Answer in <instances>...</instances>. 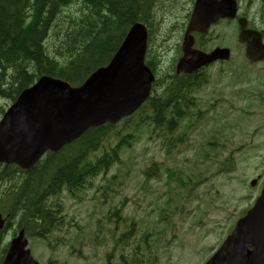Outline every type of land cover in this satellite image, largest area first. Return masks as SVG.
Returning a JSON list of instances; mask_svg holds the SVG:
<instances>
[{
  "label": "rangeland",
  "instance_id": "rangeland-1",
  "mask_svg": "<svg viewBox=\"0 0 264 264\" xmlns=\"http://www.w3.org/2000/svg\"><path fill=\"white\" fill-rule=\"evenodd\" d=\"M181 7L174 17L166 18L162 31L184 20L187 9ZM73 11L69 7L65 13L69 16ZM179 39L172 36L170 44ZM151 44L159 59L157 36ZM47 45L52 53L53 46ZM170 58L166 54L164 61ZM236 66L249 67L243 62ZM10 105L11 101L0 99L4 110L0 120ZM240 108L236 101L226 112L214 109L179 142L170 143V133L163 128L137 130L134 142L122 149V164L94 178L92 187L88 182L77 191L78 198L66 190L50 198L62 206L63 223L49 240L28 237L34 257L44 264H204L260 193L250 187V180L264 174V120L246 118ZM255 108L264 112L262 106ZM215 138L225 146L210 143ZM117 141L115 134L110 135L106 145ZM248 144L260 147L240 148ZM231 154L238 160L236 170L219 172L221 162ZM150 166L153 171L147 175ZM116 206L122 213L113 216ZM132 230L129 245L117 243L121 233ZM11 231L5 233V243L13 238ZM112 252L124 259L112 260Z\"/></svg>",
  "mask_w": 264,
  "mask_h": 264
},
{
  "label": "trees",
  "instance_id": "trees-1",
  "mask_svg": "<svg viewBox=\"0 0 264 264\" xmlns=\"http://www.w3.org/2000/svg\"><path fill=\"white\" fill-rule=\"evenodd\" d=\"M156 1L159 0H0V99L12 104L43 75L61 78L74 86L82 84L92 72L110 62L136 21L150 23ZM69 7L74 11L67 16L65 10ZM150 41L153 36L149 37L151 46ZM47 44L53 46L52 53ZM148 56L146 62L153 68L151 47ZM162 90L164 93H153L122 124L107 123L89 129L58 153H47L28 172L16 165H0V213L9 216L0 232V264L8 247L5 233L13 230L15 235L25 229L27 237L49 240L64 219L62 206L58 201L50 202V198L64 190L78 198L79 189L86 188L88 182L92 187L94 178L123 163L122 149L134 142L137 130L154 132L166 126L164 118L170 108L167 92H171L166 82ZM0 110L4 112L1 106ZM113 134L118 141L106 145ZM235 162L234 157L225 161L220 172L233 170ZM154 165L157 172L158 166ZM152 171L151 166L145 170L147 175ZM103 196L107 199L108 191ZM120 212L118 206L112 210L113 216ZM132 232L122 234L117 243L129 245Z\"/></svg>",
  "mask_w": 264,
  "mask_h": 264
},
{
  "label": "water",
  "instance_id": "water-1",
  "mask_svg": "<svg viewBox=\"0 0 264 264\" xmlns=\"http://www.w3.org/2000/svg\"><path fill=\"white\" fill-rule=\"evenodd\" d=\"M237 11V0H196L183 48L189 47L192 31L205 32L220 18H235ZM240 23L239 39L248 43L246 56L252 61L264 59L259 32ZM147 46V27L136 22L111 61L81 85L43 75L24 89L0 120V164L29 171L47 152L56 154L89 129L116 124L136 112L149 98L155 80L145 62ZM214 58L215 54L198 53L193 63L182 58L178 69H197ZM8 217L0 213V232ZM28 245L25 229L19 230L2 264H41ZM204 264H264V186L254 205Z\"/></svg>",
  "mask_w": 264,
  "mask_h": 264
},
{
  "label": "flooded vegetation",
  "instance_id": "flooded-vegetation-1",
  "mask_svg": "<svg viewBox=\"0 0 264 264\" xmlns=\"http://www.w3.org/2000/svg\"><path fill=\"white\" fill-rule=\"evenodd\" d=\"M237 1L238 12L235 18H220L213 22L205 32L192 31L189 34L192 40L190 39L189 47L186 49L183 48L184 36L190 25L196 0L158 1L159 5H157L155 13L158 23L154 24L157 32L153 35L158 38L157 46L162 54L159 55L157 61L153 60V69L156 75L153 93L158 95L162 92L164 82L167 83L171 91L167 92L170 108L168 117L164 118L168 131L172 132L170 143L185 140L192 129L200 122L210 118V108L213 106L223 113L238 101L241 102V111L243 115L247 116L246 118L260 116L264 120V112L255 108V106L264 107V59L250 60L246 56L248 43L239 39L241 20L243 23L246 22L250 30L259 32L264 44V0ZM180 3L187 9L184 20L180 24L170 25L168 31H162L161 27L166 18L174 17V11L181 7ZM171 29L172 32H170ZM170 36H180L179 42L170 44ZM198 53L215 54L216 59L200 65L197 69L189 67H186L185 71L178 69L182 58L186 63H193ZM166 54L171 55V58L168 59L169 62L164 61ZM236 62H243L249 67L239 70ZM159 74L162 75L159 76ZM254 81L257 82L254 83ZM238 83L242 85H238ZM258 84L263 88L258 87ZM176 85L180 86L175 90L174 86ZM172 91L175 93L173 94ZM259 147V145L248 144L240 148L255 150ZM233 157L236 160L234 164H237L238 160L232 154L227 157V160L229 161ZM251 180H257L255 187L260 190L264 182V174L259 173L256 178H251ZM110 257L112 260L124 259L121 254L117 255V252L110 253Z\"/></svg>",
  "mask_w": 264,
  "mask_h": 264
},
{
  "label": "bare ground",
  "instance_id": "bare-ground-1",
  "mask_svg": "<svg viewBox=\"0 0 264 264\" xmlns=\"http://www.w3.org/2000/svg\"><path fill=\"white\" fill-rule=\"evenodd\" d=\"M29 15V14H28ZM31 15V14H30Z\"/></svg>",
  "mask_w": 264,
  "mask_h": 264
}]
</instances>
